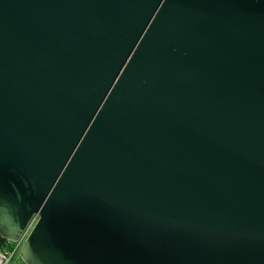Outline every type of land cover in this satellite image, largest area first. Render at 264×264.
<instances>
[{"label": "water", "instance_id": "95a60500", "mask_svg": "<svg viewBox=\"0 0 264 264\" xmlns=\"http://www.w3.org/2000/svg\"><path fill=\"white\" fill-rule=\"evenodd\" d=\"M0 237L264 264V0H0Z\"/></svg>", "mask_w": 264, "mask_h": 264}, {"label": "built area", "instance_id": "2783aa9c", "mask_svg": "<svg viewBox=\"0 0 264 264\" xmlns=\"http://www.w3.org/2000/svg\"><path fill=\"white\" fill-rule=\"evenodd\" d=\"M36 220L31 221V223L28 225V227L25 230L24 235L22 236V239L24 240L31 230L33 229L35 225ZM22 244V240L19 243H14V246L10 250H6L5 248L0 251V264H9L12 260V257L14 253L20 248V245ZM16 252V253H17Z\"/></svg>", "mask_w": 264, "mask_h": 264}, {"label": "crops", "instance_id": "0c3cea01", "mask_svg": "<svg viewBox=\"0 0 264 264\" xmlns=\"http://www.w3.org/2000/svg\"><path fill=\"white\" fill-rule=\"evenodd\" d=\"M3 247H4V245H3L2 239H1V237H0V250H2ZM10 264H24V263L20 260V258H18V256H16V257L12 260V262H11Z\"/></svg>", "mask_w": 264, "mask_h": 264}, {"label": "trees", "instance_id": "16d2710c", "mask_svg": "<svg viewBox=\"0 0 264 264\" xmlns=\"http://www.w3.org/2000/svg\"><path fill=\"white\" fill-rule=\"evenodd\" d=\"M2 242H3V245H4L3 248L9 249V247H11V249H12V247L14 246V243H12V242H8L6 240H2Z\"/></svg>", "mask_w": 264, "mask_h": 264}, {"label": "rangeland", "instance_id": "374dc122", "mask_svg": "<svg viewBox=\"0 0 264 264\" xmlns=\"http://www.w3.org/2000/svg\"><path fill=\"white\" fill-rule=\"evenodd\" d=\"M2 249H4V248H2ZM5 249H6V250H10L11 247H9V249H7V248H5ZM19 250H20V248L18 249V252L16 251L17 253H16V252L14 253V255H13V257H12V260H13L16 256H18V258H19ZM0 251H2V250H0ZM12 260H11V262H12ZM11 262H10V263H11ZM10 263H9V264H10Z\"/></svg>", "mask_w": 264, "mask_h": 264}]
</instances>
